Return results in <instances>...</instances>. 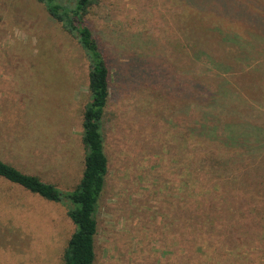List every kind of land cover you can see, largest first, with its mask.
Returning a JSON list of instances; mask_svg holds the SVG:
<instances>
[{
  "label": "rangeland",
  "instance_id": "1",
  "mask_svg": "<svg viewBox=\"0 0 264 264\" xmlns=\"http://www.w3.org/2000/svg\"><path fill=\"white\" fill-rule=\"evenodd\" d=\"M261 1L91 7L87 23L110 73L94 264H264V40L246 30L253 11L264 22ZM194 18L217 29L213 59L188 46L183 29ZM89 100L76 40L38 0H0V158L73 190ZM187 136L216 155L214 244H199L209 235L188 225L193 211L181 198ZM69 206L0 177V264H62L76 229Z\"/></svg>",
  "mask_w": 264,
  "mask_h": 264
},
{
  "label": "trees",
  "instance_id": "2",
  "mask_svg": "<svg viewBox=\"0 0 264 264\" xmlns=\"http://www.w3.org/2000/svg\"><path fill=\"white\" fill-rule=\"evenodd\" d=\"M38 1L44 5L51 18L76 40L88 63L90 100L84 108L82 117L81 141L84 148L82 175L73 190L63 193L53 183L44 181L37 175L23 172L0 158V177L49 201L59 202L66 198L70 203L66 214L76 225V229L67 241L62 264H94L97 204L109 167L108 157L104 151L101 123L109 98L110 73L107 59L86 19L91 7L99 0ZM241 14L245 13L241 12ZM259 14L253 11L256 17L250 19L251 22L247 25L249 28L246 27L248 28L246 30L260 32L257 38L261 41L264 40V22L257 19ZM191 22L193 24H186L185 26H188L183 29V33L186 32L188 46L193 51L199 49L201 53H206L208 59H213L219 48V42L214 33L217 29L215 26H207L208 24L201 19L194 18ZM183 147L186 179L181 198L184 203H189L188 209L193 211V213L189 212L190 215L188 214V225L196 223L200 229L204 230L205 236L209 235L203 238L204 240L201 238V242L198 240L199 244H214V240L210 241V237L215 229L211 201L217 185L214 181L218 172L214 162L216 155L213 150L208 149L207 145V149L202 146L199 138L193 136H187ZM191 202L192 206H190Z\"/></svg>",
  "mask_w": 264,
  "mask_h": 264
}]
</instances>
